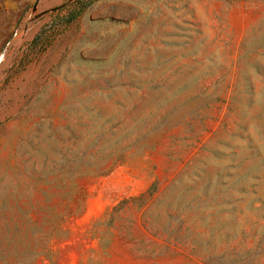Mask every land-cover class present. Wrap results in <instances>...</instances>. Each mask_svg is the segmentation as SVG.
<instances>
[{
	"label": "rangeland",
	"instance_id": "rangeland-1",
	"mask_svg": "<svg viewBox=\"0 0 264 264\" xmlns=\"http://www.w3.org/2000/svg\"><path fill=\"white\" fill-rule=\"evenodd\" d=\"M0 264H264V0H0Z\"/></svg>",
	"mask_w": 264,
	"mask_h": 264
},
{
	"label": "trees",
	"instance_id": "trees-1",
	"mask_svg": "<svg viewBox=\"0 0 264 264\" xmlns=\"http://www.w3.org/2000/svg\"><path fill=\"white\" fill-rule=\"evenodd\" d=\"M74 18H75V16L72 17V19H74Z\"/></svg>",
	"mask_w": 264,
	"mask_h": 264
}]
</instances>
